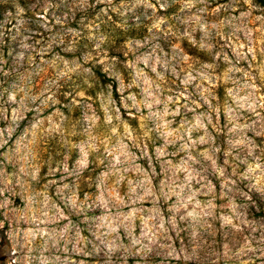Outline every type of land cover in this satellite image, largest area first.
Returning a JSON list of instances; mask_svg holds the SVG:
<instances>
[{
	"label": "rangeland",
	"instance_id": "374dc122",
	"mask_svg": "<svg viewBox=\"0 0 264 264\" xmlns=\"http://www.w3.org/2000/svg\"><path fill=\"white\" fill-rule=\"evenodd\" d=\"M0 264H264V7L0 0Z\"/></svg>",
	"mask_w": 264,
	"mask_h": 264
},
{
	"label": "trees",
	"instance_id": "16d2710c",
	"mask_svg": "<svg viewBox=\"0 0 264 264\" xmlns=\"http://www.w3.org/2000/svg\"><path fill=\"white\" fill-rule=\"evenodd\" d=\"M255 5L259 7H264V0H251ZM196 47H189V51L187 52L189 55H194V52L196 51ZM95 76L100 80V83L104 84L106 81V75L101 74L99 71H95ZM113 82V88H116V80L112 79Z\"/></svg>",
	"mask_w": 264,
	"mask_h": 264
}]
</instances>
